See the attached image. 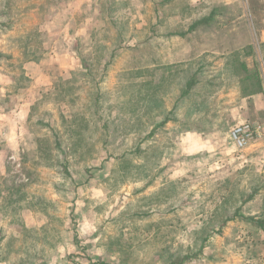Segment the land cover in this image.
I'll list each match as a JSON object with an SVG mask.
<instances>
[{
  "label": "rangeland",
  "instance_id": "rangeland-1",
  "mask_svg": "<svg viewBox=\"0 0 264 264\" xmlns=\"http://www.w3.org/2000/svg\"><path fill=\"white\" fill-rule=\"evenodd\" d=\"M239 83L264 86V0H0V115L27 104L0 116V264H264Z\"/></svg>",
  "mask_w": 264,
  "mask_h": 264
},
{
  "label": "crops",
  "instance_id": "crops-1",
  "mask_svg": "<svg viewBox=\"0 0 264 264\" xmlns=\"http://www.w3.org/2000/svg\"><path fill=\"white\" fill-rule=\"evenodd\" d=\"M215 9V8H213ZM212 9V10H213ZM213 23H210L208 25H203L205 27L212 25ZM201 26V25H199ZM198 26V27H199ZM197 27V28H198ZM195 28V29H197ZM36 65L35 62H30L27 63L24 67L29 69V71L26 72V75H29L30 77H36L37 75H39V77L42 76V70L40 69L39 66H37L36 68V74L34 75L32 73V68ZM35 68V67H34ZM33 68V69H34ZM242 77V76H240ZM248 78V76H244L242 79L240 78L239 82H245L246 79ZM242 91V92H240ZM238 92L241 93L240 98H241V102L239 103L238 107H236L238 110L235 112L234 115V119H236V124L238 123H242V122H250L254 125L260 126L261 132H262V138H260L259 140H257L256 142H254L253 144L250 145V149H254L257 146V144H259L263 139H264V86L263 84L256 90H248L245 86L241 85L239 83V88H238ZM25 105H27L24 101H21V99H18V106L16 107L19 108L18 110H11L9 113L5 114L3 113V115L1 114L0 116L4 117V120L6 121V123L4 122V125H8V121H12L15 124H22V122L24 121L22 118V111L25 110ZM19 112V118L16 116V112ZM21 114V115H20ZM13 126V124H11L10 128L4 127V132H2L5 136L6 142L9 144L10 142H14L15 140H17V125ZM186 134H189L188 132ZM209 134V133H208ZM230 134V132H229ZM212 137V136H209ZM231 137V134H230ZM203 136L201 134H199L197 136V138L195 140L196 143L198 144V149L200 148V145L202 144L201 141L203 140ZM205 139H208V136L205 137ZM263 142V141H262ZM15 143V142H14ZM261 144V143H260ZM253 147V148H252ZM264 149H262L261 151H263ZM260 151V150H259ZM263 186L261 185L260 188H262ZM253 197H251L250 199H247V202H252Z\"/></svg>",
  "mask_w": 264,
  "mask_h": 264
},
{
  "label": "built area",
  "instance_id": "built-area-1",
  "mask_svg": "<svg viewBox=\"0 0 264 264\" xmlns=\"http://www.w3.org/2000/svg\"><path fill=\"white\" fill-rule=\"evenodd\" d=\"M231 137L235 145L239 149H243L253 144L262 137L260 126L250 122H242L234 125L230 131Z\"/></svg>",
  "mask_w": 264,
  "mask_h": 264
},
{
  "label": "trees",
  "instance_id": "trees-1",
  "mask_svg": "<svg viewBox=\"0 0 264 264\" xmlns=\"http://www.w3.org/2000/svg\"><path fill=\"white\" fill-rule=\"evenodd\" d=\"M217 13V10L216 9H213L208 15L206 16H202L201 18L199 19H196L194 22H192V24L189 26V30H192V29H195L197 28L199 25H208L212 22L214 16L216 15ZM184 33V32H183ZM193 80H190L186 83V86H185V89L182 91L181 94H184V93H187V91L189 90V88L191 87V85L193 84ZM162 123H160L159 125H161ZM57 144V142H56ZM252 197V195L248 196L247 199H250ZM239 210H236L234 212V215L233 217L235 216H239L242 217V218H245L249 221H252L254 222L258 227L264 229V219L262 218H258V217H255V216H241V214H239L238 212ZM233 217H231L230 219H232ZM229 219V218H228ZM182 260L178 261V263H181Z\"/></svg>",
  "mask_w": 264,
  "mask_h": 264
}]
</instances>
